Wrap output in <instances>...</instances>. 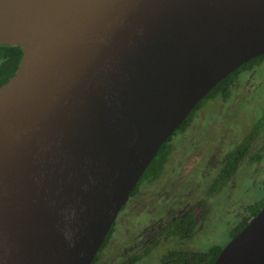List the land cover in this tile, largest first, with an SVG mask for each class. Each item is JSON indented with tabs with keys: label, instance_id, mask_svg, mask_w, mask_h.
Masks as SVG:
<instances>
[{
	"label": "water",
	"instance_id": "obj_1",
	"mask_svg": "<svg viewBox=\"0 0 264 264\" xmlns=\"http://www.w3.org/2000/svg\"><path fill=\"white\" fill-rule=\"evenodd\" d=\"M0 264H92L162 146L264 54V0H0ZM214 264H264V207Z\"/></svg>",
	"mask_w": 264,
	"mask_h": 264
},
{
	"label": "rangeland",
	"instance_id": "obj_2",
	"mask_svg": "<svg viewBox=\"0 0 264 264\" xmlns=\"http://www.w3.org/2000/svg\"><path fill=\"white\" fill-rule=\"evenodd\" d=\"M263 114L264 63L254 70L242 72L228 100L221 97L209 100L195 115L188 130L174 136V152L163 179L154 184L144 182L137 206H134L137 197L131 198L127 207L119 213L115 232L102 250L97 264H124L129 257L137 255H141V259L134 264H162L160 258L173 250L169 248H179L181 245L177 244V240L158 239L156 228L164 222L157 220L166 215L171 207L181 205V201L191 198L194 199L193 202L186 201L185 205H182L184 210L194 213L197 211L201 216V210L207 208L206 204L211 202L210 215L200 230L198 225L202 221L194 227L190 224L193 223L190 218H193L194 214H186L188 220L183 219L178 225L179 232L183 234L177 239L182 238L183 241L184 234L193 228L199 230L181 248L207 250L213 244L225 246L231 240L230 228L249 215L250 206L264 198V181L253 166L243 165L233 180L224 183L217 192L211 191L209 195V189L214 182L203 176L201 165L205 162L212 165L215 161L213 156L219 150L222 152L219 154L221 160L244 139L250 127ZM262 141L264 133L259 136L256 146ZM218 146L220 148H217ZM213 149L214 151L209 153ZM194 154L201 159L199 165L193 164L196 158L192 157ZM230 165V168H236L233 163ZM171 168L175 170L174 174L172 172L170 181L166 182L164 177ZM227 170L230 171L229 168ZM212 171L213 169H208L205 173ZM213 172L214 175H209L212 180L218 170L215 168ZM163 188L164 192L159 195L158 192ZM150 227L154 229L150 231Z\"/></svg>",
	"mask_w": 264,
	"mask_h": 264
},
{
	"label": "trees",
	"instance_id": "obj_3",
	"mask_svg": "<svg viewBox=\"0 0 264 264\" xmlns=\"http://www.w3.org/2000/svg\"><path fill=\"white\" fill-rule=\"evenodd\" d=\"M23 57V48L19 45H0V86L5 84L9 79L17 72L20 62ZM264 63V54L254 57L248 62L242 64L229 75L223 78L199 103L194 107L193 111L189 116L184 120V122L178 127V129L170 136L159 148L147 168L145 169L141 179L139 180L137 186L133 189L132 195L137 193L138 187L143 182H153L158 179L165 170V167L171 157V154L174 150L173 138L178 133V131H183L189 126L190 121L194 111L202 106L207 100L222 96L223 98H229L232 94V89L234 84L238 81L240 75L244 71L253 70L254 68L262 65ZM264 126V115L258 121L255 126V129L248 136L246 142L239 146L230 156L242 158L247 152H249L251 146V138H254V135L257 133V129ZM264 207V198L254 203L250 206L249 215L241 219L236 225L230 228L231 238L237 235L251 220V218L257 215L260 210ZM115 231V225L112 226L109 231L103 245L99 249L98 254L96 255L92 264H95L100 259V254L102 250L108 245L113 233ZM192 231L191 233H194ZM224 246L220 244H213L207 250H195V249H175L171 250L168 253L164 254L160 258L162 264H214L218 255L222 251ZM141 259V255L131 257L124 264H134Z\"/></svg>",
	"mask_w": 264,
	"mask_h": 264
},
{
	"label": "flooded vegetation",
	"instance_id": "obj_4",
	"mask_svg": "<svg viewBox=\"0 0 264 264\" xmlns=\"http://www.w3.org/2000/svg\"><path fill=\"white\" fill-rule=\"evenodd\" d=\"M255 69V68H254ZM253 69V70H254ZM238 81H239V79H238ZM237 81V82H238ZM236 82V83H237ZM235 83V84H236ZM234 84V85H235ZM232 95V94H231ZM217 97H221L222 99H225V98H223L222 96H217ZM217 97H214V98H211V99H215V98H217ZM231 97V96H230ZM229 97V98H230ZM229 98H226L225 100H228ZM211 99H209V100H211ZM209 100H207L202 106H199L195 111H194V113H193V116H192V120L190 121V124H189V126H187V128L185 129V130H183V131H178V133H180V132H186L187 130H188V128L191 126V124H192V122H193V120H194V118H195V115L199 112V110L201 109V108H203L205 105H206V103L209 101ZM196 107V106H195ZM194 109V108H193ZM193 111V110H192ZM264 115V114H263ZM263 115L257 120V122L256 123H254L251 127H250V129L247 131L248 133L245 135V137H244V139L243 140H240V143L239 144H237L236 145V147L234 148V149H232L230 152H228L227 154H225L224 155V157L220 160V157H221V155H219V154H221L222 152H221V150H219V151H217V153H215V155L213 156V159L215 160L214 161V163L211 165L210 164V162L208 163V162H205V163H203L202 165H201V169H202V173H203V176L204 177H208L209 178V180H210V182H214L213 184H212V186H211V188L209 189V195L211 194V191H213V193H215V192H217L218 191V189L220 188V187H222L223 186V184L224 183H227L228 181H230V180H233L235 177H236V175H237V173H239V171H240V169H242L245 165H248V166H253V168L255 169V172L258 174V176L260 177V179L261 180H263L264 181V141H262L261 143H259V146H256V143H257V141L259 142V136H261V135H263V130H264V126H262L261 128H259V129H257V133L254 135V138H251V146H250V149H249V152H247L242 158H239V157H236V156H230V154L232 153V152H234L239 146H241L244 142H246V140H247V138H248V136L252 133V131L255 129V126H256V124L258 123V121L263 117ZM177 130V129H176ZM177 133V134H178ZM173 135V134H172ZM171 135V136H172ZM262 139V138H261ZM217 148H220V146H218ZM216 148V149H217ZM214 151V149L211 151V152H209V153H212ZM216 151V150H215ZM173 152H174V150H173ZM173 152H172V154H173ZM171 154V155H172ZM255 156H257L256 158H255ZM192 157H196L195 158V160H194V163L193 164H195V165H199V163H200V160L201 159H199V156L198 155H196V154H194ZM171 158V157H170ZM254 158V159H253ZM169 161H170V159H169ZM169 161H168V163H169ZM263 163H262V162ZM190 162V161H189ZM244 162L246 163V164H244ZM258 162H260L259 164H260V168H258L257 167V163ZM168 163H167V165H168ZM234 164V165H236V168H234V169H232V168H230V164ZM167 165H166V167H165V170H164V173H165V171H166V168H167ZM237 165H238V167H237ZM244 165V166H243ZM243 166V167H242ZM230 169V171H228L227 169L228 168ZM242 167V168H241ZM216 168V170H218V173H217V175H216V177L214 178V180H212V178H211V176H209V175H214V169ZM208 169H213V171H212V173L211 172H209V173H205V172H207V170ZM173 171H175L174 169H172L171 168V171L166 175V177H164V179L166 180V182H169L170 181V179H171V173L173 172ZM164 173L158 178V179H156V180H154L153 182H147V183H152V184H154V183H157V181L158 180H160L163 176H164ZM173 174H174V172H173ZM163 179V178H162ZM161 179V180H162ZM159 182V181H158ZM144 184V182L138 187V191H137V193H135V194H131L130 195V197H129V200L127 201V203L124 205V207L122 208V210H124L126 207H127V205H128V203H129V201L131 200V198H135V197H137L136 198V202L134 203V206L136 207L137 206V204L139 203V195L141 194V186ZM152 184H150V185H152ZM158 191V190H157ZM156 191V192H157ZM164 192V188L160 191V192H158L159 193V195H161L162 193ZM132 193V192H131ZM212 193V194H213ZM208 196V195H207ZM194 197L196 198V196L194 195ZM188 198V197H187ZM186 201L187 202H189V203H191V202H193L194 201V199L192 200V198L191 199H189V200H183V201H181V205H177V206H175V207H171L170 209H169V212L166 214V215H164L163 217H161V219H159V220H157V222L158 221H163L164 222V224H162V225H159L156 229H158L155 233H157V234H159V238L158 239H164V240H170V241H173V240H177L178 242H177V244H179V245H181V247L183 246V245H186V243H188V241L190 240V239H192V237H194V235L196 234V232L200 229L201 230V228H202V226L205 224V221H207V219H209V215H210V210H209V208H210V204H211V202H210V204L208 205V204H206V206H207V208H208V210H207V208L206 207H204L202 210H201V216H199V214L197 213V211H196V213H194V212H192L191 210H184V207L182 206V205H185V203H186ZM196 204V203H195ZM194 209H196V206H195V208ZM121 210V211H122ZM189 212H192L193 214H194V219L193 218H190V219H192L193 220V223L192 222H190V224L192 225L193 224V226L194 227H196L197 225H198V223H199V221L201 222V224L200 225H198V227H199V229H194L193 228V230H191L189 233H187V234H184L185 236H184V240L182 241V238H180L181 240H178L177 239V237L178 236H180V234L182 235L183 233L180 231L179 232V224L181 223V221L183 220V219H186V220H188V215H186L187 213H189ZM208 212V213H207ZM178 213H179V215H178ZM206 214V215H205ZM206 219V220H205ZM115 223H116V221H115ZM115 223H114V225H115ZM156 223V222H155ZM149 227V226H148ZM152 229H154V227H150V231L152 230ZM149 231V232H150ZM192 231H195L194 233H191ZM115 232V231H114ZM148 232V233H149ZM114 234V233H113ZM187 241V242H186ZM181 247H179L180 249H183V248H181ZM179 248H169L170 250L171 249H173V250H175V249H179ZM138 256V255H137ZM131 257H134V256H131ZM131 257H129L128 258V260L131 258ZM100 260V259H99ZM98 260V261H99ZM98 261L95 263V264H97L98 263Z\"/></svg>",
	"mask_w": 264,
	"mask_h": 264
}]
</instances>
